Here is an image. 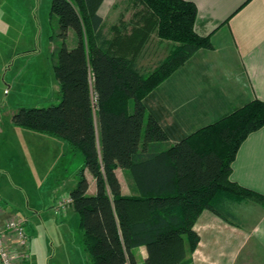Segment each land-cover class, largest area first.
Wrapping results in <instances>:
<instances>
[{"label": "trees", "instance_id": "1", "mask_svg": "<svg viewBox=\"0 0 264 264\" xmlns=\"http://www.w3.org/2000/svg\"><path fill=\"white\" fill-rule=\"evenodd\" d=\"M105 0H51L58 20L53 71L60 103L19 107L12 122L53 135L65 153L84 158L69 192L90 264H189L200 235L194 226L204 210L235 224L232 202L264 205V194L230 179L232 162L248 135L264 126V101L253 99L216 121L163 146L171 133L147 99L199 49L213 48L195 30L190 0H134L132 28L110 25L99 10ZM75 31L77 44L65 39ZM172 45L155 67L138 61L153 36ZM130 179L122 192L117 169ZM96 190L88 193L85 171ZM28 264V261L25 263Z\"/></svg>", "mask_w": 264, "mask_h": 264}, {"label": "crops", "instance_id": "2", "mask_svg": "<svg viewBox=\"0 0 264 264\" xmlns=\"http://www.w3.org/2000/svg\"><path fill=\"white\" fill-rule=\"evenodd\" d=\"M190 1L197 6L195 30L200 35H210L213 48L199 49L148 97V111L161 113V123L171 133L163 146L174 144L248 101L257 98L264 101V0ZM50 73L52 76L45 85L60 90L54 71ZM13 77L8 78L9 88L17 87ZM41 84L38 80L32 81V87L37 90L43 87ZM19 107L22 106L12 107L6 118H0V172H3L0 186L1 182L15 183L11 171H31V164L38 160L46 162L51 149L56 152L57 137L12 122V115ZM116 172L122 192L130 194L129 177L120 168ZM85 174L89 181L88 193L93 194L95 180L88 170ZM18 177L24 175L18 174ZM122 177L127 181V190ZM230 179L264 194V126L251 132L240 145L232 162ZM62 206L61 201L55 209L60 208L65 217L69 213L77 215L71 205ZM252 206L254 218L246 227L234 226L214 212L204 210L194 226L200 242L193 264H264V205L253 203ZM18 210V205L11 203L0 189L2 224L5 226L10 219L21 216ZM24 218L28 223L27 217ZM12 237L8 232L7 242L11 247ZM139 249L144 260L146 249L136 248V257ZM137 261L140 264L138 257Z\"/></svg>", "mask_w": 264, "mask_h": 264}, {"label": "rangeland", "instance_id": "3", "mask_svg": "<svg viewBox=\"0 0 264 264\" xmlns=\"http://www.w3.org/2000/svg\"><path fill=\"white\" fill-rule=\"evenodd\" d=\"M133 1L105 0L100 11L108 26L118 25L130 30L136 11ZM50 14L51 0H0V118H6L8 110L18 105L48 107L61 101L59 87L45 85L52 76L57 48L63 42L58 36L57 17ZM65 43L70 48L76 46L74 29L68 30ZM171 45L170 40H160L154 35L138 55L139 64L145 70L152 69L167 56ZM11 77L17 80L16 88H9L7 84ZM37 80L43 86L40 90L32 87V81ZM55 140L56 152L51 149L46 162L38 160L31 164V171H11L15 181L12 185L1 182L4 195L17 204L19 214L28 219L26 229L31 236L26 249L28 257L22 262L16 259L18 264L27 261L28 264L91 263L82 243L78 215L74 217L69 213L65 217L60 208L55 209L61 201L64 206L70 205L67 193L77 185L76 173L84 158L80 154L65 153V142ZM122 180L127 190V181L123 177ZM253 203L250 200L231 203L236 217L234 226L246 227L253 221ZM142 254V250H137L140 264H144ZM193 258L194 253L189 264H193Z\"/></svg>", "mask_w": 264, "mask_h": 264}, {"label": "built area", "instance_id": "4", "mask_svg": "<svg viewBox=\"0 0 264 264\" xmlns=\"http://www.w3.org/2000/svg\"><path fill=\"white\" fill-rule=\"evenodd\" d=\"M66 198L68 203H71L70 196ZM26 225L27 220L22 216L10 219L5 226L0 221V264H17L16 259L22 262L28 257L26 249L30 243V235ZM8 232L13 236L12 247L7 242Z\"/></svg>", "mask_w": 264, "mask_h": 264}]
</instances>
